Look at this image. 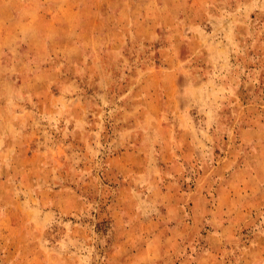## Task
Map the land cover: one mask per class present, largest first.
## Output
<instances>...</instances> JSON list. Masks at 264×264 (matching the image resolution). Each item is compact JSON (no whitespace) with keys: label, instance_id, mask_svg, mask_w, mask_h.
Returning a JSON list of instances; mask_svg holds the SVG:
<instances>
[{"label":"rangeland","instance_id":"obj_1","mask_svg":"<svg viewBox=\"0 0 264 264\" xmlns=\"http://www.w3.org/2000/svg\"><path fill=\"white\" fill-rule=\"evenodd\" d=\"M0 264H264V0H0Z\"/></svg>","mask_w":264,"mask_h":264}]
</instances>
